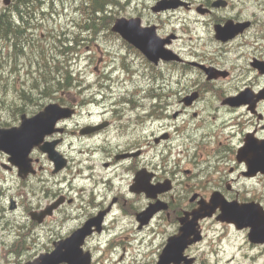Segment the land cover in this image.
Listing matches in <instances>:
<instances>
[{
    "label": "flooded vegetation",
    "instance_id": "af4514ba",
    "mask_svg": "<svg viewBox=\"0 0 264 264\" xmlns=\"http://www.w3.org/2000/svg\"><path fill=\"white\" fill-rule=\"evenodd\" d=\"M60 1L0 0L2 60L12 47L6 19L14 29L29 21L27 52L36 25L57 21L66 7L73 27L88 33L41 59L57 73L47 103L11 105V122L0 123L17 128L50 104L63 110L19 161L0 150V264H157L184 226L200 239L179 264H205L198 249L210 222L264 250L249 238L264 232V0H154L127 17L117 11L138 0ZM164 1L175 6L154 11ZM120 20L152 29L168 59L151 61L114 32ZM100 41L112 47V65L100 60L104 72L94 66L98 79L85 86L80 63L87 69L95 57L80 45L91 43L90 52ZM213 199L250 205L255 227L219 223V210L195 222L199 204Z\"/></svg>",
    "mask_w": 264,
    "mask_h": 264
},
{
    "label": "rangeland",
    "instance_id": "374dc122",
    "mask_svg": "<svg viewBox=\"0 0 264 264\" xmlns=\"http://www.w3.org/2000/svg\"><path fill=\"white\" fill-rule=\"evenodd\" d=\"M153 1L154 0H138L131 8L129 7V9H126L125 12L122 11V9L118 10L117 15L118 17H127L129 14L134 15L136 12L140 11L136 10V7L137 9H141L146 4L153 3ZM65 12L66 13L61 15L57 21L52 19V21H45L43 24L36 25L33 40V44L35 45L32 51H25L24 55H26V57L23 58L19 56L16 62H12V57L14 56L12 47L9 48V52H11L10 55L6 49L4 50V59L2 60L0 58V61L3 62V65L0 67V70L2 69L0 71V123H10L12 119H9L7 115L11 114L10 111L12 108L16 106L22 108L24 104H29L28 99L43 98L44 102L41 103H47L48 100L44 99L46 98L44 95L46 92L49 93L48 90L53 92V88L49 87L53 86L56 82L49 78H56L57 73L54 69H51L50 72L43 69L44 62H42L41 59L43 56H47L48 59L54 56L55 50L63 52L64 49H66L64 43H66L68 47L70 44L74 45V41L71 39L75 37L76 32H78L79 36L82 35L84 39L87 38L88 33L83 32L80 27H73L75 25L70 23V18L67 15L70 13L68 7H66ZM41 34L46 35V38H40ZM100 35V40L109 42L108 39H110V37H104L102 33H100ZM53 40H55V42H53ZM85 45L91 46V43H81L79 50L81 53H84L83 56L95 57V61L87 69H84L86 66L84 62L80 63V68L83 69L82 75L85 80L84 85L86 86L95 83L98 79L96 75L99 73L94 72V66H98L100 60H106L108 64L112 65V59L109 58L113 57L112 52L114 51L111 50L112 47H109L101 41L98 42L97 47H93L90 52H86ZM27 49H29V46ZM37 50H39L38 54L36 53ZM109 50L111 54L107 53ZM1 55L2 54H0V56ZM56 55L58 56V53H56ZM64 59L67 60V57ZM103 66V64H100L98 70H102ZM102 72H104V70H102ZM45 81L47 83H45ZM73 89L72 87V92ZM81 93L83 95L85 91H81ZM207 226V241L198 249V253L204 257L205 264H264L263 249L247 248L243 243L242 237L233 233L226 226L219 225L216 222H210Z\"/></svg>",
    "mask_w": 264,
    "mask_h": 264
},
{
    "label": "water",
    "instance_id": "95a60500",
    "mask_svg": "<svg viewBox=\"0 0 264 264\" xmlns=\"http://www.w3.org/2000/svg\"><path fill=\"white\" fill-rule=\"evenodd\" d=\"M4 3L8 4L9 0H4ZM174 6L175 4L173 2L164 1L159 3L154 8V11ZM113 30L127 41L136 45L151 61L155 62L159 58L168 59L161 53L162 43L152 33V29L147 30V33L144 34L136 21L124 22L120 20L116 23ZM62 115L63 110L61 108L57 105H50L46 108L45 113H41L33 119L24 121L20 128L0 131V150L7 152L11 157L19 161L27 153L25 147L27 145L30 146L32 143L37 144L45 134L52 131L55 122ZM12 139H14L15 144H13ZM43 150L46 151V149ZM49 151L53 153L52 150ZM18 165L21 174L28 171L23 166V162ZM216 209H219L221 212L218 217V220L221 222L233 223L238 229H241L243 226L255 227L252 226L251 222L253 210L250 205L239 206L237 203H225L215 199L209 204L201 203L200 207L192 213L193 220L197 222L199 219L211 217ZM192 235H195V238L190 241L187 240ZM250 239L255 243H264V232H258L253 229L250 234ZM197 240H199L198 234L192 231L189 226H184L182 228V234L169 241L157 264H179L182 261L184 248ZM41 261L42 263L40 264H43L44 259L42 258ZM191 263L192 260L187 261V264Z\"/></svg>",
    "mask_w": 264,
    "mask_h": 264
},
{
    "label": "bare ground",
    "instance_id": "6f19581e",
    "mask_svg": "<svg viewBox=\"0 0 264 264\" xmlns=\"http://www.w3.org/2000/svg\"><path fill=\"white\" fill-rule=\"evenodd\" d=\"M34 1H37V0H31V2H34ZM54 1H57V2H61L60 0H54ZM31 2H29V3H31ZM22 8L21 7H19L18 9H17V13H18V15L20 16V19L21 20H23L24 19V17H26V15H21V13H22ZM6 20H9V19H6ZM5 20V21H6ZM10 21V20H9ZM13 23V22H12ZM11 24V23H10ZM12 25V24H11ZM29 25V21L28 20H24L23 21V23H22V27H23V29H21V30H19V31H23L24 32V37H19V36H15L14 34H10V35H8L7 37H4V41H8V42H10L11 44H12V47H13V50H14V53H15V55L16 56H21V57H26V55H24V52H25V50L28 48V46H32V39L30 38V36L28 35V33H27V31L25 30V28H27V27H29L28 26ZM48 32V31H47ZM30 34V33H29ZM52 34V33H51ZM54 34V33H53ZM55 35V34H54ZM52 39H54V38H52ZM27 40H31V44H24L25 43V41H27ZM0 41H1V38H0ZM18 41H21L24 45L20 48V49H18V47H17V44H18ZM62 41V40H61ZM47 42H48V40H47ZM53 42H55V40H53ZM65 42V41H64ZM50 43V42H49ZM59 44V43H58ZM62 48V47H61ZM64 53V52H63ZM61 55V54H60ZM62 58V57H61ZM64 59V58H63ZM71 59V58H70ZM65 61V60H64ZM1 62V61H0ZM56 61H52L49 65L50 66H56V63H55ZM58 62V61H57ZM60 65H64V64H60ZM1 71V70H0ZM3 74V73H2ZM5 80V79H4ZM53 88V87H52ZM55 88V87H54ZM49 92H50V90H49ZM36 99V98H35Z\"/></svg>",
    "mask_w": 264,
    "mask_h": 264
},
{
    "label": "trees",
    "instance_id": "16d2710c",
    "mask_svg": "<svg viewBox=\"0 0 264 264\" xmlns=\"http://www.w3.org/2000/svg\"><path fill=\"white\" fill-rule=\"evenodd\" d=\"M28 2H31V0H28ZM6 22L3 23L4 33H5L4 37H7L10 34H14L15 36H19L21 38L24 37V32L19 31V30L23 29V27H20V28L18 27L17 29H14L12 27V25L10 24L11 22L9 20H6ZM42 60H44V62L47 61L46 56H43ZM45 83H47V82L45 81Z\"/></svg>",
    "mask_w": 264,
    "mask_h": 264
}]
</instances>
